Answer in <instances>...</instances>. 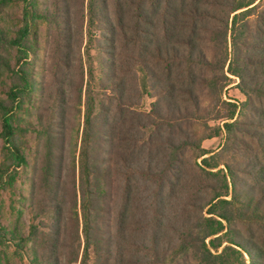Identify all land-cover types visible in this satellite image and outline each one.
<instances>
[{"label": "trees", "instance_id": "16d2710c", "mask_svg": "<svg viewBox=\"0 0 264 264\" xmlns=\"http://www.w3.org/2000/svg\"><path fill=\"white\" fill-rule=\"evenodd\" d=\"M61 2L67 0H58V9ZM251 4L246 0H90V26L97 19L112 46V59L103 66L111 74L113 95L101 105L102 116L95 119L93 131L95 138L106 142L99 145L101 154L109 146L105 149L109 158L93 146L87 154L83 151V233L79 213L71 219L70 233L62 226L64 211L58 207L60 225L51 245L47 239L55 255L48 264H245L238 257L243 247L251 255L254 250L264 255V241L258 239L254 226L249 227L248 248L241 235L234 234L229 245L235 247L220 253L218 236L233 218L228 212L235 199H223L229 190L251 194L264 207V179H260L264 164L254 157L252 147L242 155L245 160L240 165L247 176L256 177L258 192L254 184L249 185L250 192L238 187L245 184L240 167L235 178L232 165L226 172L211 174L204 158L209 153L191 127L205 117L207 126L209 118L227 104L223 100L227 62L214 61L223 58L220 55L228 46L229 22L218 18L216 8L231 17ZM63 14L70 15L66 23L75 18L71 8ZM258 23L257 41L253 38L244 45L245 56L234 35L237 66L232 71L243 83L240 91L248 99L243 106L248 104L253 114L264 116L263 109L252 106L256 96L264 99V14ZM145 96L155 101L150 112L143 110ZM205 101L211 108L203 107ZM250 126L260 128L254 121ZM244 131L253 136L249 129ZM229 134L231 140V130ZM103 175L111 178L103 180ZM94 193L98 198H93ZM206 208L222 212L208 217ZM259 227L264 233V224ZM66 232L69 236L64 237Z\"/></svg>", "mask_w": 264, "mask_h": 264}, {"label": "rangeland", "instance_id": "374dc122", "mask_svg": "<svg viewBox=\"0 0 264 264\" xmlns=\"http://www.w3.org/2000/svg\"><path fill=\"white\" fill-rule=\"evenodd\" d=\"M57 1L0 0V264H48L47 260L55 255L47 239L51 245L54 230L60 225L58 207L64 211L62 226L70 233L71 219L79 213L83 233L80 161L90 146L101 154L99 145L106 144L103 138H95L93 131L95 119L102 116L101 105L113 95L111 74L103 66L106 59H112L111 43L97 19L95 26H90V0H67L59 9ZM246 2L252 4L237 16L229 17V12L226 15L216 8L218 18L229 22L228 46L220 55L223 58L214 61L221 65L227 62L224 72L228 82L223 94L227 104L209 118L207 126L205 117L191 127L209 153L204 158H208L211 174L226 172L232 165L235 178L240 167L245 184L237 186L247 187L250 192L249 185L254 184L258 192L256 177L247 176L240 163L252 147L254 157L264 164V116L253 114L248 104L243 106L248 101L240 91L243 83L232 71L237 66L234 35L245 56L244 45L253 38L254 43L257 41L255 33L264 14V0ZM68 7L75 18L66 23L70 15L63 12L69 11ZM216 27L223 26L216 23ZM154 103L145 96L143 110L150 112ZM203 103L205 109L211 108L209 101ZM252 106L264 110V99L256 96ZM252 121L260 128L251 127ZM244 129L253 136L246 135ZM218 132L220 137L204 138ZM105 149L108 151L109 146H104L101 155L109 158ZM110 178L102 176L103 180ZM250 195L237 190L223 194L224 200L235 202L229 207L228 218H233L225 223L228 230L218 235L222 239L220 253L235 247L230 246L234 234L241 235L245 247L249 246L250 226L264 241L259 227L264 224V207ZM218 212L222 209L212 213L206 208L204 214L211 217ZM64 234L69 236L68 232ZM242 249L240 261L264 264V255L255 250L251 255Z\"/></svg>", "mask_w": 264, "mask_h": 264}]
</instances>
